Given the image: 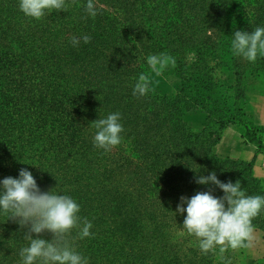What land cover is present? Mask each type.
<instances>
[{
    "label": "trees",
    "instance_id": "16d2710c",
    "mask_svg": "<svg viewBox=\"0 0 264 264\" xmlns=\"http://www.w3.org/2000/svg\"><path fill=\"white\" fill-rule=\"evenodd\" d=\"M75 1L66 16L55 9L51 12L52 21L76 17V23L81 22V37L69 30L81 44L74 47L69 42L63 48L52 28L45 33L37 25L39 20L23 16L20 1L0 0V147L34 142L37 147L67 148L81 158L76 142L79 124L86 125L83 134L81 130V148H95L91 137L96 128L91 130L90 122L84 121L98 120L99 113L107 118L118 112L123 131L121 143L113 148L125 163L115 160L112 153L104 162V151L99 153L102 162L98 163L96 156L84 154L86 165L81 171L91 178L85 189L91 192L84 197L74 198L75 191L72 193L70 186L52 173L44 180L56 194L68 195L78 203L77 215L91 222V229L102 228V237L97 233L94 238H81L82 242L75 240L79 232L71 230L74 238L69 244L88 264H110L106 247L118 249L107 250L113 262L120 261L118 264H247L245 248H229L223 256L218 247L203 253L199 240L183 228L186 213L176 209L181 196L191 198L210 188L214 196L224 195L215 185L196 182L198 176L213 171L222 182L240 180L246 195L264 197V185L254 177L253 161L221 158L213 148L221 132L236 125L247 140L258 141V149H264V127L253 128L250 90L245 86L250 77L264 75V56L258 53L253 63L233 55L231 48L235 31L264 27V0H136L123 20L118 13L109 15L96 9L92 21L86 11L88 0ZM22 22L28 25L26 29ZM59 33L64 35L62 30ZM84 35L91 37L87 44ZM80 46L81 52L77 51ZM113 49L117 58L108 61L111 56L107 50ZM39 50L49 58L44 75L35 74L31 61ZM161 53L175 61L173 67L170 60L162 74L171 72L179 78L180 91L172 96H158L155 91L133 95L140 74L149 76L151 86L153 72L147 58ZM62 58L81 70V87L64 80L70 68L65 70ZM126 75L132 82L131 90L124 86ZM193 110L209 115L206 129L195 130L184 122ZM54 151H48L45 158H53ZM55 156L59 160L61 153ZM14 159L17 163L16 156ZM78 167L63 172L70 174L73 184L81 180L80 173L74 171ZM0 169L5 173L17 170L6 164ZM144 215L149 222L141 219ZM6 223L8 226L0 222V231L10 227L15 236L10 240L0 236V247L5 249L0 264H14L13 254L29 246L20 232H27V228L18 222ZM252 223L264 233V208ZM181 228L184 235L178 233ZM40 238L51 240L52 235L44 233ZM257 264H264V259Z\"/></svg>",
    "mask_w": 264,
    "mask_h": 264
},
{
    "label": "clouds",
    "instance_id": "9594fccd",
    "mask_svg": "<svg viewBox=\"0 0 264 264\" xmlns=\"http://www.w3.org/2000/svg\"><path fill=\"white\" fill-rule=\"evenodd\" d=\"M19 7L26 16L36 20L45 15V10L48 14L53 9L67 11L65 0H20ZM86 11L93 18L97 15L94 0H88ZM233 36V55L253 63L258 53L264 56V27H257L251 32L237 30ZM82 39L85 44L91 41L89 35H84ZM79 43V38H71L74 47ZM170 60L174 67L175 61L161 53L150 55L147 64L151 72L158 76ZM149 85V76L140 74L133 95H147ZM120 118V113L116 112L92 122L97 129L94 136L97 147L108 151L121 143L123 126ZM196 182L215 185L224 193L222 197H216L210 188L209 191L197 192L191 198L181 196L177 205V213H186L183 228L199 240L201 251L207 254L218 247L223 256L229 248H252L256 240L252 221L264 208V197L246 195L240 180L222 182L214 171L207 176H198ZM0 209L10 212L11 219L18 222L21 228L28 229L25 239L29 241V246L20 252L23 264H34L37 260L42 264H88L87 259L76 252L67 240L70 231L80 226L81 218L77 215L80 206L68 195L56 194L53 190L41 191L33 174L26 168L20 169L18 178L8 176L0 181ZM91 228V222L85 218L79 237L92 235ZM44 233H51L52 239L40 238Z\"/></svg>",
    "mask_w": 264,
    "mask_h": 264
},
{
    "label": "rangeland",
    "instance_id": "374dc122",
    "mask_svg": "<svg viewBox=\"0 0 264 264\" xmlns=\"http://www.w3.org/2000/svg\"><path fill=\"white\" fill-rule=\"evenodd\" d=\"M19 1L20 0H18V2ZM135 1L136 0H94V3H95L96 9H102V10H104V12L106 14H109V15H112L113 12L115 14L118 13L119 19L123 20L124 13L127 12L128 8ZM73 2H76V1L75 0H65V4L67 7L66 12L65 11H58V10H56V11L58 12L59 15H65L66 16L72 10V3ZM67 3H69V4H67ZM52 11H54V9ZM22 14H23V16H26L23 12H22ZM124 17H126V16H124ZM88 19H90L92 21L93 17H89ZM76 20H77V18L75 17V18H72L71 20H69L67 18H63L60 21H58V20L52 21L51 20V13L48 14V10H45V15L41 19H39L40 23L37 25L39 26V28L42 27V30L45 33L49 32L50 29L52 28V31H53L52 35L54 37H56L57 39H59V44L61 45V47L66 48L65 43H69V42L71 43V38L73 37V35L69 33L70 29H72L73 34L81 37V22L76 23ZM111 22L114 25H116L114 23V20ZM21 25H23L25 29L28 27V25L23 23V22ZM18 26H20V25H18ZM59 30H62L65 36L62 35V33L60 34ZM96 33H97V35L100 34V29L98 27H97ZM210 35H211V33H208V36H210ZM200 37H202V36H200ZM80 44H81V40H80L79 45ZM124 49H125V47H124ZM77 51L81 52V46L79 48H77ZM115 53H116V49H113L111 51L107 50V54L109 56H111L108 59V61H112L113 57L115 59V57H116ZM46 60L48 62L49 58L43 57L40 50L37 52L35 57H33L31 59L32 63L34 64L33 66H34L35 74L44 75L45 69H46L44 67V64H46ZM71 63H73V61L65 60L62 58L61 65H67L65 67L66 68L65 70H67V68H70L68 70L67 75L64 78V80L69 82L73 86L81 87V70H78ZM107 66L109 68L110 66H112V64L107 65ZM231 76H232V74H231ZM151 78L152 79H151L150 91L148 92L149 95H151L152 91H155L158 96L159 95L172 96L175 93H178L181 89L180 79L177 78L176 76H174L171 72L169 75L161 74L158 76L155 73H153ZM123 81H124V86H126L127 89L131 90L132 89V87H131L132 82L130 81L128 75H126V77H124ZM231 82H232V80H231ZM245 86L247 88H249V90H250L249 91V100H250L251 109L249 111V119L251 120V122L253 124H255V125H253V128H257V126H263L259 122L258 116L264 115V75L261 74V75H255V76L250 77L249 80L247 79V81L245 82ZM102 116H103L102 113H99L98 116L96 115L95 118L96 119H104V118H102ZM208 117H209V115L204 111H201V110H197V111L195 110L194 111L193 110V111L189 112L184 117L183 120L187 125H189L190 127H193V129L203 130V129H206L208 127V124H209L208 123ZM87 122H90V125H91L90 128L92 130L93 123L90 121V119H87L86 121H84L85 124ZM19 125H22V122H20ZM85 126L86 125H83L81 123L79 124L78 128L80 130L78 133V139H76V142H77V144L81 150L82 161H81V158H79V156H77V155L75 156V154L68 151L67 148H53V145H50L49 148H46V146L40 147L41 145H39V147H37L36 143L31 142V143H25V144L31 145L30 148H26L24 143H21L16 148L0 147V165L6 164V165L10 166L12 169L17 168V170L12 171V173H5L4 171H2L0 169V181H2L5 177H8V176L18 178L20 169L26 168L28 171H30L33 174V176L36 179V182H37L39 188L41 189V191L48 192V191L52 190V187H49L46 184V182L44 181L45 179H48L49 174L52 173L56 176L55 178L63 179L70 186L72 193L75 191V193L73 194V195H75L74 198H76L78 196L84 197L87 193L91 192V191H85V189L88 188L86 183L90 182L91 178H90L89 174L83 173V171H81V166L86 165V162H85V159L83 156L84 154H86L88 157H89V154H90V156H96L97 163H98L100 161L102 162V159L100 158L99 153L101 151H104L106 153L105 155L102 156L104 158V162H105V160L110 159V156L113 155L116 158L115 160H117L121 163H125V161L123 159H121L120 157H117L118 153H116L117 152L116 148H112L111 150L105 151L102 148H98L95 145V143H94L95 148L94 147L93 148H81V130H82V134H83L85 131L84 130ZM96 132H97V129H96ZM166 134L167 133H165V135ZM261 135L262 134H260L259 137ZM87 138L88 137H86V140H89V138L88 139ZM91 138H92V140H94V134L92 135ZM261 138H264V136H261ZM28 140H30V139H28ZM258 144H259L258 141L247 140L245 138L244 132L240 128H238L236 125H229L225 130H223L221 132V138L217 142L216 146H214L213 148H214L215 153L221 158H229V159H232L235 161H240V160H242L240 158V154H239L240 149L243 148V146H249V145L254 146L256 148V154H255L254 158L252 160H249L248 162H250V161L254 162V166H253L254 177L261 180L263 185H264V181L259 177V175H256V173H255V172H258L259 174L264 176V149L259 150ZM52 150H55L53 153V158H45L48 154V151H50L52 154ZM56 152L61 153V157L59 160L55 156ZM111 153H112V155H111ZM14 156H16L18 159L17 163L14 159ZM56 161L62 162V166H58ZM243 161H246V160H243ZM64 164H66L67 167H63ZM77 165H79V167L74 171H76L77 173H80L81 180L79 181V183L73 184L72 183L73 179H72V177H70V174H67V173L63 174V172L65 170H72ZM99 165H100V163H99ZM60 167H61V169H59ZM74 171H72V172H74ZM15 174H17V175H15ZM125 178L126 177L124 176L123 178H120V179L124 180ZM91 185H96V183L91 184ZM72 187L74 188L73 190H72ZM81 211H82V208H81ZM10 216H11L10 212L5 213L2 209H0V222L2 225L8 226V224L6 222H9L11 224L16 223V221L11 219ZM109 216L110 215H106L105 217H109ZM141 219H145L148 222L150 221L145 215L142 216ZM83 220L84 219H81L79 227L72 229V230H74L75 234L77 232H80L81 228L83 227ZM108 223L111 226H114L113 221H110V222L108 221ZM100 229H102V228L94 227L93 229L89 230L90 233H92V235H90L89 238L91 236H92L91 238H94V236L97 233L100 234V237H102V235H101L102 231ZM255 230H256V232L260 231L258 229H255ZM16 231H19V230H16ZM27 231H28V229H27ZM0 232H2L0 234V236H6V238H8V240H10L9 239L10 237L15 236V232L12 231L10 227H5L4 230L0 231ZM20 232H21V235L25 237L24 234L26 232L22 231V229L20 230ZM151 233L152 232L149 231L148 236H151L152 235ZM178 233L180 235H184L185 230L183 228H181L178 231ZM33 235H36V234H33ZM263 235H264V233H263ZM73 238H74V235L69 234L67 236L68 242H69V239H73ZM85 238H87V237H85ZM85 238H83V240H85ZM135 239L136 238H134L133 241H137V239L136 240ZM75 240L77 242H80V241L82 242V240L79 236H78V238L76 237ZM10 244H12V241H11V243H9V245ZM110 246H112V245H110ZM120 248H124V247L120 246ZM21 249L22 248L19 249L17 254H16V252L13 254L12 260L14 261V264H23V259L20 256ZM107 250H116V252H118V249H115L114 247H106V250H105V254H107L108 262L110 264H118L120 261L116 260L117 261L116 263L113 262V260H111V258L108 256ZM245 250H246V254H247V261H246L247 264H257V262L259 260L264 259V258L257 259L258 257H260L264 254V241L261 238L257 237V235H256V240L254 242V246L252 248H245ZM78 253L81 256H83V254H81V252H78ZM3 254H5V249L0 247V256ZM129 263H131V262H129ZM34 264H42V262L40 260H37L34 262Z\"/></svg>",
    "mask_w": 264,
    "mask_h": 264
},
{
    "label": "crops",
    "instance_id": "0c3cea01",
    "mask_svg": "<svg viewBox=\"0 0 264 264\" xmlns=\"http://www.w3.org/2000/svg\"><path fill=\"white\" fill-rule=\"evenodd\" d=\"M258 120L261 123V125L264 126V115L258 116ZM239 154H240V158L242 160H246V161L252 160L256 154V148L252 145L243 146V148L240 149ZM255 173H256V175H259V177L264 181V176H262L258 172H255ZM255 235H257V237L261 238L264 241V235H263L262 231L256 232V230H255ZM261 258H264V254L262 256L258 257L257 259H261Z\"/></svg>",
    "mask_w": 264,
    "mask_h": 264
}]
</instances>
